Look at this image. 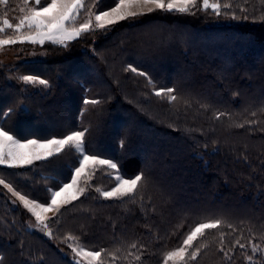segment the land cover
Segmentation results:
<instances>
[{"label": "trees", "instance_id": "trees-1", "mask_svg": "<svg viewBox=\"0 0 264 264\" xmlns=\"http://www.w3.org/2000/svg\"><path fill=\"white\" fill-rule=\"evenodd\" d=\"M229 2L236 19L211 10L155 11L85 33L67 47L26 43L24 53L38 60L0 67L6 130L28 139L87 130L88 154L113 159L126 178L147 177L135 199L105 198L95 189L110 190L114 170L98 167L84 195L47 220L51 236L32 229V215L0 185L2 264H76L70 244L106 250L104 264H162L206 218L234 225L235 232L221 229L231 260L220 251L219 231L210 229L194 241L201 250L187 264H249L246 256L264 264V0ZM114 3L97 0L95 10ZM20 7L22 0H9L0 13L18 22ZM23 75L49 86L25 84ZM160 88H174L178 99L155 95ZM79 159L65 148L28 167L0 165V178L29 199L50 202V190L70 182ZM241 236L245 249L234 244Z\"/></svg>", "mask_w": 264, "mask_h": 264}, {"label": "snow or ice", "instance_id": "snow-or-ice-1", "mask_svg": "<svg viewBox=\"0 0 264 264\" xmlns=\"http://www.w3.org/2000/svg\"><path fill=\"white\" fill-rule=\"evenodd\" d=\"M0 4L7 6L9 0H0ZM96 4L97 0H22V7H20L22 15L18 22H10L6 11L0 13V49L16 43L43 45L46 41L67 47L68 41L75 40L85 33L108 30L121 21L135 20L155 11L194 15L197 10L205 12L211 10L217 16L231 13L233 19L238 18L233 11V4L229 0H115L114 6L101 11L95 10ZM236 7L242 13L246 11L238 4ZM82 17L83 19H81ZM244 18L247 19V16ZM6 30H11V34H7ZM5 35L6 38H4ZM127 70L145 76L150 84L153 83L147 73L138 72V69L132 65H128ZM20 79L25 84L49 86V81L38 75H23ZM153 87H155L154 84ZM175 91L174 88H160L155 91V95L166 96L170 101L175 102L178 99L173 94ZM84 103L95 105L100 101L85 100ZM11 111L9 109V112ZM86 131H74L63 135L62 138L28 139L18 134L14 135L11 129L6 130L3 125H0V165H7L10 168L31 165L34 161L45 160L53 155H58L65 148L74 150L79 154V166L74 169V175L70 177V182L62 183L59 190H50V202L46 200L44 203H40L34 199H29L27 195L15 191L11 183H5V179L0 178V185L18 197L23 207L35 217L37 225L49 236L52 235V232L46 214L50 211L59 212L63 205L69 204L84 195L88 186L87 180L95 174L98 166H107L109 170L116 172L114 177H110L115 181V185L110 190L95 189L97 192H101L105 198L123 199L128 197L135 199L147 181L143 172L134 177L126 178L124 174L120 173L118 163L113 159H104L96 154H88L85 147ZM122 146L123 141H121ZM82 177L85 185L83 187L81 186ZM224 227L233 232L236 231L234 225L227 223L223 218H206L198 222L185 234L181 246L166 254L165 264L177 259L181 264H187L186 257L188 260H195L201 248L194 246V241L198 237H203L205 230L210 229L219 231L220 251L224 252V256L231 260L229 253L232 249L224 251L223 247L225 233L221 229ZM242 238L241 236L236 239L234 244L245 249L247 245L240 242ZM67 240L76 241L77 238L68 236L66 237ZM203 246L206 247V245ZM69 247L72 248L76 256L87 258L88 264H104L102 256L106 254V250L87 251L83 247H74L71 244ZM131 247L136 248L137 244L133 243ZM251 247L253 252L262 251L257 244H252ZM113 258H115L114 254ZM246 259L249 264H253L252 256H246ZM136 260H140L139 255L136 256ZM0 264H2V259H0ZM79 264H83V261H80Z\"/></svg>", "mask_w": 264, "mask_h": 264}, {"label": "rangeland", "instance_id": "rangeland-1", "mask_svg": "<svg viewBox=\"0 0 264 264\" xmlns=\"http://www.w3.org/2000/svg\"><path fill=\"white\" fill-rule=\"evenodd\" d=\"M81 19H83V17L81 18ZM10 22H12V21H10ZM12 23H16V22H12ZM4 38H6V37H4ZM76 40V39H75ZM72 41H74V40H72ZM72 41H68L67 42V45L69 44V43H71ZM45 43H51V42H48V41H46ZM44 43V44H45ZM26 43H16V44H13V45H7V46H5V47H3L2 49H0V67H2V66H8V65H10V64H16V63H20V62H22V61H24L26 58H30V59H35V60H38L40 57H39V55L38 54H34L33 52H26V53H24V49L23 48H27V44L25 45ZM39 45H41V44H39ZM21 53H24V55H20ZM33 54V55H32ZM100 84H103L102 82H100ZM102 158V157H101ZM105 159V158H104ZM43 160H39V161H34L33 162V164H36V163H39V162H42ZM33 164H31V165H33ZM31 165H24L25 167H28V166H31ZM5 166H7V165H5ZM98 167H100V166H98ZM74 175V174H73ZM114 176L116 175V172L114 171V174H113ZM83 181H84V178L82 177L81 178V186L83 185ZM13 197H14V199L18 202V203H20V204H22V202L21 201H19V199H18V197H16V196H14L13 195ZM80 198V197H79ZM77 200V199H76ZM75 201V200H74ZM73 202V201H72ZM23 205V204H22ZM66 205H68V204H65V205H63V206H66ZM62 206V207H63ZM61 207V208H62ZM60 208V209H61ZM29 212V211H28ZM30 213V212H29ZM57 212H55V211H50V212H48L46 215H47V217H48V219H50L51 217H53L55 214H56ZM31 214V213H30ZM241 214H244V213H241ZM32 215V214H31ZM53 215V216H52ZM32 217L34 218V220H35V217L32 215ZM30 227L32 228V229H34V230H37V231H39V232H41V233H44V234H47L46 233V231H43V230H41V228L37 225V221L35 220V222H33V223H30ZM85 249V248H84ZM85 250H87V249H85ZM87 251H89V250H87ZM80 261H83V264H88V260H87V258H85V257H83V256H76L75 257V262H76V264H79V262ZM179 260L177 259V260H173L172 262H174V263H177ZM162 264H165V262L164 263H162ZM167 264H168V262H167Z\"/></svg>", "mask_w": 264, "mask_h": 264}, {"label": "crops", "instance_id": "crops-1", "mask_svg": "<svg viewBox=\"0 0 264 264\" xmlns=\"http://www.w3.org/2000/svg\"><path fill=\"white\" fill-rule=\"evenodd\" d=\"M53 216V215H52Z\"/></svg>", "mask_w": 264, "mask_h": 264}]
</instances>
